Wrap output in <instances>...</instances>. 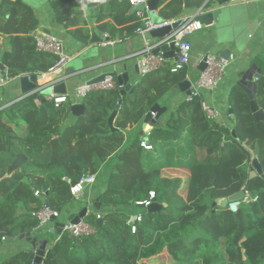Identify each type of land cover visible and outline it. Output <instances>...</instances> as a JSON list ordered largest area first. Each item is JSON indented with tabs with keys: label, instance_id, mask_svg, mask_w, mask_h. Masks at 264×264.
<instances>
[{
	"label": "trees",
	"instance_id": "1",
	"mask_svg": "<svg viewBox=\"0 0 264 264\" xmlns=\"http://www.w3.org/2000/svg\"><path fill=\"white\" fill-rule=\"evenodd\" d=\"M80 1L55 0L58 20L67 27L79 25L75 17L81 15ZM192 1L200 7L207 0ZM90 3L111 10L96 19L97 23L113 17L118 23L129 24L135 18L129 15V0ZM183 4L184 0H171L162 8V16L176 19ZM11 6L4 29L11 35L8 41L13 51L0 48V73L4 72L2 66L14 79L51 73L58 57L39 52L29 36L38 27L31 9L23 2ZM118 14L124 20H119ZM29 21L31 24L23 27ZM138 26L125 30L137 33ZM100 28L112 38L127 37L123 29L116 30L109 23ZM72 32L88 44V28ZM255 63L261 74L252 91L264 110V59L260 56ZM171 65L167 61L162 69L143 77L134 87V99L123 98L116 131L109 118L121 99L118 86L89 94L82 102L86 113L81 117L73 116L71 100L55 106L39 93L0 110V246L1 234L19 237L38 228L32 212L44 204L63 217L69 216L74 210L72 186L84 176L96 175L95 185L104 187L96 198L102 203L97 214L104 223L97 225V214H90L84 223L95 229L94 234L72 237L64 233L57 239L50 234L54 240L42 264H264V250L258 256L243 243L264 237V177H250L254 158L264 171V122L255 120L243 86L236 87L229 102L235 135L209 119L196 100L163 114L151 130L153 150L141 148L140 140L125 147L128 128L139 126L155 104H162L186 80V71L172 73ZM112 157L119 160L107 170ZM193 171L205 182L198 194L191 185ZM231 174L245 177L246 183L220 195ZM102 175L105 177L99 183ZM243 188L258 197L257 202L242 204L236 213L229 205L225 209L215 205L217 199ZM37 191L44 199L35 196ZM151 193L162 206L160 211L148 212L138 205L149 200ZM136 214H142L143 221L132 233L127 221ZM34 256L33 251L21 252L7 264H33Z\"/></svg>",
	"mask_w": 264,
	"mask_h": 264
},
{
	"label": "crops",
	"instance_id": "2",
	"mask_svg": "<svg viewBox=\"0 0 264 264\" xmlns=\"http://www.w3.org/2000/svg\"><path fill=\"white\" fill-rule=\"evenodd\" d=\"M54 1L55 0L22 1L31 9L35 19L38 21V27L29 36H32L35 40V36L39 32H45L59 38L64 44L65 54L70 58L64 68H60L49 74L41 75L42 78L39 79L41 89L48 87L54 81L66 80L68 83L67 95L70 96L71 94V97L73 96L75 99L74 93L77 86L87 83L89 78L99 76L100 74L106 72L119 70L118 73H121L123 70L119 68H122L124 65L127 67L130 80L134 85L144 79L140 74L138 65V57L144 50V42L137 33H130L125 30L126 28L135 26L136 24L140 26L136 14H134L135 18L131 20L129 24H124L125 22L118 23L113 19V17H106L107 19H105V21L97 23L96 19L109 14L111 10L106 5L91 6L90 0H81V15H77L75 17V22L79 25L67 27L66 23H62L58 20L56 11L53 7ZM170 1L171 0H167L162 3L158 10L154 13L146 12V17L148 19H152L154 22L158 21V19L163 21L166 20L162 16L161 11L162 8H164ZM211 1L214 5H216L218 0ZM13 2L14 1L11 0H0V37L3 40L0 48L4 52L13 51L12 43L8 41L11 35H8L4 29L8 18L7 12L12 7L11 5ZM223 11L224 17L220 23H214L208 27L202 25L201 30L195 31L188 36V40L192 44V59L190 65L185 71L187 75L186 80L193 84L200 76L201 72L198 70V65L205 56L212 55L217 58H229L232 54L235 56L233 64L226 70L218 89L215 92L208 91L203 94L205 101L213 110L215 116L209 119L214 120L215 123H217L220 127H224L226 130L234 131L232 126L233 124L231 123V120L233 119V112L230 113V110H232L229 103L230 96L233 91L238 90L236 87L243 86L245 91H252V87L247 88L245 87L246 85H240V81L243 76L247 75L250 78L253 77L252 82H255L258 75L257 70H253L254 66L258 67L255 63V59L260 56L264 59V0L249 3L230 2L223 7ZM120 15L122 14L117 15L119 20H124V16ZM129 15L133 16L131 12ZM189 16H195V10L185 11L183 9L182 13L176 19ZM83 21H85L86 24H84ZM104 23L111 24L116 30L123 29V36H127L126 39H121L122 42L113 47H104L102 45L104 42V34L108 33L100 28V26ZM30 24L31 22L29 21L23 24V27ZM80 28H88L90 30V40L88 44L84 43L73 34V30ZM92 34H96L98 38V41H96L95 44L91 43ZM117 38L120 39L119 37ZM170 62L173 64L174 60H170ZM136 66H138V74L136 72ZM89 69H96L90 77L81 76L75 79H70L71 76L78 75L80 72ZM258 69L261 70L260 67H258ZM67 71L68 73H66ZM113 81L115 82V79ZM187 96V92H183L179 87H177L160 105L169 110V108H174L183 102H187ZM20 98L21 90L19 79H13L6 88L0 89V110L16 103V101ZM83 101L74 100L72 103L79 104ZM142 131L143 122L139 126L128 128L125 133V147L131 145L135 140H140L141 143V140L145 135H142ZM150 143L153 145L151 139ZM114 160L117 161V158L112 157L107 162L106 167L110 164V168H106L107 170H110L113 167L111 164H113ZM103 188L104 187L102 185L98 186L96 184L92 188L88 189L80 199L85 201L88 204L87 206L92 205L93 207L94 202L97 200L96 198L99 191ZM79 210L74 209L72 213L78 212ZM94 210L89 207V214L92 212L97 214V211ZM46 228L47 230L52 229L53 225L50 224ZM47 235H44L40 239H48ZM57 238L58 236H56V239ZM29 251H32V248L26 240H21L20 236L9 237L4 234L2 245L0 246V252H3L1 258L3 256L5 258H2L1 262L7 261L13 256V254L18 252Z\"/></svg>",
	"mask_w": 264,
	"mask_h": 264
},
{
	"label": "built area",
	"instance_id": "3",
	"mask_svg": "<svg viewBox=\"0 0 264 264\" xmlns=\"http://www.w3.org/2000/svg\"><path fill=\"white\" fill-rule=\"evenodd\" d=\"M254 1L259 0H231L230 2L249 3ZM129 2L132 6L146 3L145 0H129ZM136 16L138 22L140 23V26H138L136 32L144 42V50L138 57L140 74L145 77L146 75L156 72L164 67V63L167 60H165L161 54H154V51L157 48L169 45L170 43H176V46L179 49L176 58L174 59V62L171 66V72L177 73L185 71L190 65L192 59V44L188 40V36H190L193 32L202 29V24L196 21V15L173 20H164L159 23L154 22L152 19H148L146 17V12L138 11L136 12ZM175 24H178V27L176 29L173 28L165 38L159 40H153L151 38L150 33L152 31L160 30L166 27L172 28ZM35 42L36 48L39 52L52 54L58 57V61L54 69L58 70L60 68H64L67 65L70 58L65 54L64 44L59 38H56L45 32H39L35 36ZM120 42H122L121 39L112 38L108 33H106L104 34V42L102 43V45L104 47H113ZM2 43L3 40L0 37V45ZM234 60L235 56L233 54L230 55L229 58H220L219 60L216 56L209 55L206 61L207 68L200 73L198 80L191 85V94L187 96L186 101L194 102L196 100H199L208 118H213L215 116L213 110L205 101L203 94L204 92L208 91L215 92L218 89L220 82L222 81V78L226 73V70L233 64ZM54 69H52L51 71H56ZM258 76L259 75H257L255 81L258 80ZM11 81L12 80L9 79L7 73H0V89L6 88ZM116 86L117 84L109 77H107L105 82L98 85L90 86L87 83H84L75 88L74 97L76 101H83L92 92L98 90H111L115 89ZM68 100H70V97L68 95L52 94L47 102L58 106L61 103L67 102ZM230 132H232L233 134V131L230 130ZM144 134L145 135L141 140L140 146L147 151H151L153 150V145L150 143L152 132L146 131ZM232 134L230 133L229 136H231ZM96 179V175L84 176L77 184L72 186L71 194L75 197V199H80L88 189L92 188L95 185ZM242 192L244 193V196L241 201L229 203V209L233 213H236L242 204L255 203L258 200V197H252V194L247 189L243 188ZM35 196L37 198L44 199L42 194L38 191L35 193ZM153 200H155V193H151V197L149 200L140 202L138 203V205L148 208L152 205ZM32 218L39 221L38 228H44L52 224V218H55L59 221L61 218V214L59 211L54 210L50 206L44 204V206L40 210L32 212ZM98 219H103L100 214H97V220ZM142 221V214H136L129 218L127 224L131 228L132 233H135L137 231L138 224ZM64 233H68L72 237L90 236L95 233V229L90 227L86 223L73 225L70 222H65Z\"/></svg>",
	"mask_w": 264,
	"mask_h": 264
},
{
	"label": "water",
	"instance_id": "4",
	"mask_svg": "<svg viewBox=\"0 0 264 264\" xmlns=\"http://www.w3.org/2000/svg\"><path fill=\"white\" fill-rule=\"evenodd\" d=\"M14 2H22L24 0H11ZM146 3H141L138 5H135L132 7L131 14L134 15L138 11L142 12H150L154 13L158 10L159 6L166 2L167 0H145ZM231 0H218L216 2V5L212 3L211 0H207L202 6L197 7L192 0H184V7L183 9L185 11L187 10H195L196 15V21L200 22L202 25L205 26H211L214 23L218 24L222 21L224 17V11L223 7L230 3ZM163 20L155 21L157 23L161 22ZM178 27V24H175L172 28L166 27L160 30L152 31L150 33V36L153 40H159L165 38L171 30L174 28L176 29ZM96 34H92L91 43L95 44L97 40ZM178 48L176 46V43H170L169 45L162 46L161 48H157L154 51V54L156 55H162L165 60L170 61L174 60L176 58V55L178 53ZM209 56V55H208ZM208 56H205L203 60L198 65V70L200 72L204 71L207 68L206 61ZM218 60L220 58H217ZM123 72L118 73L119 70H115L114 72H106L103 74H100L99 76L89 78L87 81V84L92 85H98L106 81L107 77L114 80L117 84L119 90L121 99L118 103V106L112 113V115L109 118V125L113 131H116L115 128V119L117 118L119 114V109L122 104L123 98L125 96L129 95L131 99H134V87L135 85L130 80V75L127 71V67L124 65L122 68ZM257 70V74H261V70L258 69V67L254 66L253 70ZM2 71L7 73V70H5L2 67ZM96 69H89L84 70L80 72L78 75L71 76L70 79H75L78 77H90L92 73H94ZM72 72V71H71ZM136 72L139 73L138 66H136ZM68 73V71L66 72ZM73 73V72H72ZM9 79L13 80L14 77L12 74H8ZM37 78V81L35 80ZM41 75H23L19 77V84H20V90H21V98L17 100L16 102H19L27 97H30L34 94H41L45 97L46 101H48L49 97L52 94H61V95H67L68 94V83L66 80H59L52 82L48 87H45L43 89L40 88L39 79H41ZM253 77L250 78L247 75L243 76V78L240 81V85H246L247 88L252 87L254 90L257 88V82H252ZM191 85L192 83L188 80H185L184 82L179 84V88L183 92H187V95L191 94ZM248 95L250 97V105H251V111L254 115L255 120L260 123L264 122V110L260 109L257 101L255 100V96L253 91H247ZM167 111V108L162 107L160 104H155L150 111L147 113V115L144 118L143 121V131L142 135L145 131L154 129L156 127V124L160 120V118L163 116V114ZM71 112L73 116L75 117H81L86 113V107L83 103L79 104H73L71 107ZM230 113H232V110H230ZM233 135H235V131H233ZM254 176H262L264 177V171L262 168V165L260 164L259 160L257 158H254L252 163V168L250 172V177ZM244 196L243 192L235 193L229 197H224L217 199L215 202V205H217L220 208H227L229 203L240 201ZM93 208L100 212L102 211V203L99 200H96L93 204ZM162 208L161 205H159L155 200H153L152 205L147 208L148 212H156L160 211ZM89 212V206H85L81 208L78 212L71 213L67 217V222H70L73 225H80L84 223V220L87 216L90 214ZM104 223V219H98L97 225L101 226ZM52 229H45L42 227H39L31 232H26L20 235L21 240H26L27 243L30 244L32 251L35 253L33 264H42L44 260L47 258V254L49 252V245L51 243V240L48 239H40L44 234L49 233L52 235H57L58 237L62 236L64 234V227L65 222H61L60 220H56L55 218H52ZM2 237H4V234H1Z\"/></svg>",
	"mask_w": 264,
	"mask_h": 264
},
{
	"label": "rangeland",
	"instance_id": "5",
	"mask_svg": "<svg viewBox=\"0 0 264 264\" xmlns=\"http://www.w3.org/2000/svg\"><path fill=\"white\" fill-rule=\"evenodd\" d=\"M70 100H71V102H73L75 99L73 98V96L71 97V94H70ZM74 99V100H73ZM116 160V159H115ZM114 160V161H115ZM117 160H119V159H117ZM113 161V164H111L112 166H114L118 161H115L114 162ZM107 169L108 168H110V164L106 167ZM232 176H230V183L228 184V185H225L226 186V188H224V189H222L220 192H219V194L220 195H222V194H227V193H229V192H232L233 190H236V189H238L239 187H241L242 185H244L246 182H245V177H240V176H238L237 174H231ZM104 177H105V175H102L100 178H99V180H98V182L100 183L103 179H104ZM191 185H192V189H193V192H194V194H198V192H201L205 187V182H204V180H203V178L201 177V175L197 172V171H193V173H192V183H191ZM193 199H191V201H192ZM191 201H189V202H191ZM88 204L85 202V201H83L82 199H75L74 201H73V208L74 209H76V210H79V209H81V208H83V207H85V206H87ZM90 208H92L93 210H94V208L92 207V205H90L89 206ZM95 211V210H94ZM91 214H96V213H94V212H92ZM67 217H68V214H66L65 215V217H63V216H61V218H60V221L61 222H67ZM47 227V226H46ZM46 227H44L45 229H47ZM48 234V235H47ZM44 235H47V237L51 240V241H53L54 239H56V236L57 235H53L52 237L54 238V239H51L52 237H50V234L49 233H46V234H44L43 233V235H42V237L44 236ZM52 235V234H51ZM244 245H247V246H249V247H251V248H253L254 250H253V253H255L256 255H260L261 254V252L264 250V237H255V238H252V239H249V240H244ZM2 245V244H1ZM21 252H18V253H16V254H13V256L11 257V258H13L14 256H16V255H18V254H20ZM2 254H3V252H0V264H7V262H9V260L11 259H8L7 261H5V262H1L2 260V258L4 259L5 257L3 256L2 258H1V256H2Z\"/></svg>",
	"mask_w": 264,
	"mask_h": 264
},
{
	"label": "bare ground",
	"instance_id": "6",
	"mask_svg": "<svg viewBox=\"0 0 264 264\" xmlns=\"http://www.w3.org/2000/svg\"><path fill=\"white\" fill-rule=\"evenodd\" d=\"M35 80L37 81V78H35Z\"/></svg>",
	"mask_w": 264,
	"mask_h": 264
}]
</instances>
